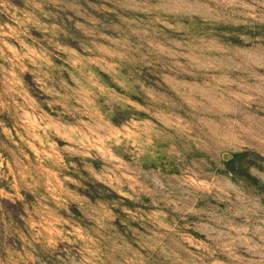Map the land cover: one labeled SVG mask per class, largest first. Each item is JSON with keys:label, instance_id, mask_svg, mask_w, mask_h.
Returning <instances> with one entry per match:
<instances>
[{"label": "rangeland", "instance_id": "1", "mask_svg": "<svg viewBox=\"0 0 264 264\" xmlns=\"http://www.w3.org/2000/svg\"><path fill=\"white\" fill-rule=\"evenodd\" d=\"M0 264H264V0H0Z\"/></svg>", "mask_w": 264, "mask_h": 264}, {"label": "trees", "instance_id": "2", "mask_svg": "<svg viewBox=\"0 0 264 264\" xmlns=\"http://www.w3.org/2000/svg\"><path fill=\"white\" fill-rule=\"evenodd\" d=\"M239 154L235 155L234 157H237Z\"/></svg>", "mask_w": 264, "mask_h": 264}]
</instances>
